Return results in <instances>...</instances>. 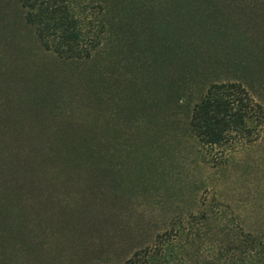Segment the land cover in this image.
Returning a JSON list of instances; mask_svg holds the SVG:
<instances>
[{
	"label": "trees",
	"instance_id": "16d2710c",
	"mask_svg": "<svg viewBox=\"0 0 264 264\" xmlns=\"http://www.w3.org/2000/svg\"><path fill=\"white\" fill-rule=\"evenodd\" d=\"M242 2L20 0L40 46L79 70L83 114L54 133L18 136L3 171L0 240L23 241L30 225L44 236L51 225L56 245L45 255L35 239L33 259L96 246L114 264H264V229L234 211L204 201L157 214L180 209L183 190L171 184L183 143L219 173L264 143V107L220 80L245 50Z\"/></svg>",
	"mask_w": 264,
	"mask_h": 264
},
{
	"label": "rangeland",
	"instance_id": "374dc122",
	"mask_svg": "<svg viewBox=\"0 0 264 264\" xmlns=\"http://www.w3.org/2000/svg\"><path fill=\"white\" fill-rule=\"evenodd\" d=\"M240 4L242 8L237 10L235 19L241 31L236 37L244 38L245 50L235 57L234 64L229 59L231 62L221 71L220 80L241 83L264 107V0H246ZM20 5V0H0V192L5 160L17 153L20 134L54 133L52 125L61 124L64 117L80 119L83 114L84 94L77 81L79 70L62 65L40 46L24 21ZM42 98H46L44 105ZM30 101L35 102L33 109ZM55 106L59 109L54 110ZM37 108L45 113L38 116ZM181 149L182 166L175 165L180 178L171 184L181 193L183 190L177 197L181 210L157 209L160 218L165 213L196 210L214 203L243 217L252 229H264V143L236 154L221 173L198 165V156L193 154L191 145L183 143ZM167 196L176 201L173 192ZM52 233L51 225L44 232L45 237L30 225L23 233V241L16 237L13 240L12 236L11 241L0 240V264H114L113 258L108 260L96 246L86 253L82 247L69 252L56 251L59 253L54 260L33 259L32 249L39 243V239L35 242L39 237L44 245L43 253H51L56 245Z\"/></svg>",
	"mask_w": 264,
	"mask_h": 264
}]
</instances>
